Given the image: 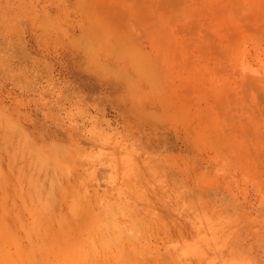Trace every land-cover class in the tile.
Masks as SVG:
<instances>
[{
	"label": "rangeland",
	"instance_id": "1",
	"mask_svg": "<svg viewBox=\"0 0 264 264\" xmlns=\"http://www.w3.org/2000/svg\"><path fill=\"white\" fill-rule=\"evenodd\" d=\"M0 264H264V0H0Z\"/></svg>",
	"mask_w": 264,
	"mask_h": 264
},
{
	"label": "bare ground",
	"instance_id": "2",
	"mask_svg": "<svg viewBox=\"0 0 264 264\" xmlns=\"http://www.w3.org/2000/svg\"><path fill=\"white\" fill-rule=\"evenodd\" d=\"M179 232H180V231H179ZM179 232H178V233H179ZM179 234L182 235L181 233H179ZM181 240H182V239H181ZM180 242H181V241H180ZM168 253H169V252H167V254H168ZM149 255H150V254H149ZM165 255H166V253H165ZM162 256H164V253H163ZM166 256H169V255H166ZM171 257H172V256H171ZM171 257H170V258H171ZM189 257H190V256H189ZM164 258L166 259V258H168V257H164ZM159 260H160V259H159ZM166 260H167V259H166ZM168 261H169V259H168ZM170 261H171V260H170ZM176 263H177V262H176Z\"/></svg>",
	"mask_w": 264,
	"mask_h": 264
}]
</instances>
